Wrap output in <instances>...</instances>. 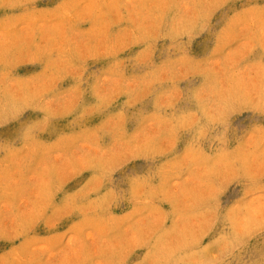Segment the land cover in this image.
Returning <instances> with one entry per match:
<instances>
[{
  "label": "rangeland",
  "instance_id": "obj_1",
  "mask_svg": "<svg viewBox=\"0 0 264 264\" xmlns=\"http://www.w3.org/2000/svg\"><path fill=\"white\" fill-rule=\"evenodd\" d=\"M0 264H264V0H0Z\"/></svg>",
  "mask_w": 264,
  "mask_h": 264
}]
</instances>
